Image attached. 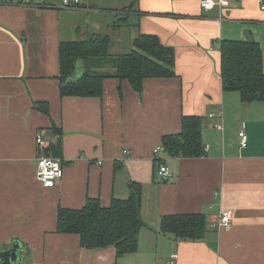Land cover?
Segmentation results:
<instances>
[{
	"label": "crops",
	"instance_id": "crops-1",
	"mask_svg": "<svg viewBox=\"0 0 264 264\" xmlns=\"http://www.w3.org/2000/svg\"><path fill=\"white\" fill-rule=\"evenodd\" d=\"M263 3L224 0L211 10L198 0L0 5V249L18 243L22 264H166L172 256V264H264V101L243 103L238 92L222 90L219 75L222 40L257 42L264 73ZM124 32L129 50L142 34L171 47L176 76L146 79L141 94L106 79L100 98L61 97L60 44L107 35L115 55L126 52ZM39 102L48 115L35 108ZM183 116L203 118L207 150L199 158L160 152L169 170L161 180L153 151L180 132ZM58 132L63 174L45 188L36 159ZM130 182L141 185L144 222L134 253L83 249L78 236L55 232L58 208L80 209L87 198L106 207L128 197ZM224 210L233 211L227 230L217 226ZM186 214L205 217L201 240L159 232L162 217Z\"/></svg>",
	"mask_w": 264,
	"mask_h": 264
},
{
	"label": "trees",
	"instance_id": "trees-1",
	"mask_svg": "<svg viewBox=\"0 0 264 264\" xmlns=\"http://www.w3.org/2000/svg\"><path fill=\"white\" fill-rule=\"evenodd\" d=\"M112 42L107 35L90 36L82 41L63 42L59 46L60 96L100 98L106 79L125 81L141 94L146 79L175 77L174 51L155 35H138L129 51L111 54ZM219 75L224 92H238L243 103L264 101L262 50L249 40H222ZM76 76V80H72ZM35 108L48 115L47 105ZM203 118L183 116L178 134L165 135L162 151L172 157L199 158L204 148L201 140ZM54 128V126H53ZM59 139L43 150L44 156H61ZM41 152V151H40ZM42 154V153H41ZM158 163L161 159L155 158ZM125 199L112 198L106 207L98 199L87 198L80 209L58 208L56 233L75 235L83 249L97 251L114 248L116 255L134 253L144 222L140 215L142 188L128 185ZM205 217L201 214L169 215L160 219L159 232L180 241H199L204 237Z\"/></svg>",
	"mask_w": 264,
	"mask_h": 264
},
{
	"label": "built area",
	"instance_id": "built-area-1",
	"mask_svg": "<svg viewBox=\"0 0 264 264\" xmlns=\"http://www.w3.org/2000/svg\"><path fill=\"white\" fill-rule=\"evenodd\" d=\"M47 1L52 0H0V5H35V6H44ZM174 1H186V0H174ZM201 8L203 10H211L214 7H221L224 0H198ZM241 1V0H236ZM264 2V0H262ZM61 5L65 8H73L80 5L81 0H60ZM261 9L264 10V3L261 5ZM213 117V115H210ZM216 128L220 129L221 126L216 124ZM240 140V147L246 146V136L244 132L240 131L238 133ZM43 138L41 134H38L36 137V144L41 149L43 145ZM162 148L156 147L153 151L154 158H157L159 153L162 152ZM207 150L206 148L204 149ZM63 166L62 161L59 158L44 156L41 153L36 159V179L38 182L45 188H52L55 184L62 178ZM157 175L161 180H166L169 177V170L166 165L159 163ZM233 217L232 210H224L220 213L219 220L217 222L218 229H229ZM175 257L172 256L170 261H167L166 264H172V261Z\"/></svg>",
	"mask_w": 264,
	"mask_h": 264
},
{
	"label": "water",
	"instance_id": "water-1",
	"mask_svg": "<svg viewBox=\"0 0 264 264\" xmlns=\"http://www.w3.org/2000/svg\"><path fill=\"white\" fill-rule=\"evenodd\" d=\"M19 250L20 246L15 242L10 249H0V264H22Z\"/></svg>",
	"mask_w": 264,
	"mask_h": 264
},
{
	"label": "rangeland",
	"instance_id": "rangeland-1",
	"mask_svg": "<svg viewBox=\"0 0 264 264\" xmlns=\"http://www.w3.org/2000/svg\"><path fill=\"white\" fill-rule=\"evenodd\" d=\"M118 25H120V23H118ZM112 29H113V30L111 31V33H112V35L114 36L115 33L117 32V30H116L115 28H112ZM119 35H120V34H119ZM122 37H123V39H124L123 48H124L125 51H128L129 48H130V46L126 47V42H125V39H126V37H127V32H124V33L122 34ZM113 43H114V44L117 43L115 37L113 38Z\"/></svg>",
	"mask_w": 264,
	"mask_h": 264
}]
</instances>
